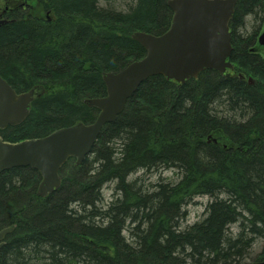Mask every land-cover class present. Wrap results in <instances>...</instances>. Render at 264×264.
I'll list each match as a JSON object with an SVG mask.
<instances>
[{
  "label": "trees",
  "instance_id": "obj_1",
  "mask_svg": "<svg viewBox=\"0 0 264 264\" xmlns=\"http://www.w3.org/2000/svg\"><path fill=\"white\" fill-rule=\"evenodd\" d=\"M4 1L0 75L17 93H36L28 118L0 130L12 143L93 123L99 111L86 101L106 96L104 74L146 55L133 35H161L173 18L169 0H129L127 10L100 0ZM263 26L264 0H239L230 23L235 73L207 70L185 84L149 78L84 161L65 163L52 194H38L42 178L29 167L2 173L0 231L15 230L0 264L264 261V246L253 256L264 240ZM161 170L177 181L134 177ZM203 197V217L186 224Z\"/></svg>",
  "mask_w": 264,
  "mask_h": 264
},
{
  "label": "water",
  "instance_id": "obj_2",
  "mask_svg": "<svg viewBox=\"0 0 264 264\" xmlns=\"http://www.w3.org/2000/svg\"><path fill=\"white\" fill-rule=\"evenodd\" d=\"M238 1L169 0L173 12L169 29L161 35L135 33L133 39L144 48L145 57L118 73H105L106 96L86 101L99 111L96 120L15 143L0 136V175L14 168L29 167L42 178L39 195L52 194L61 186L60 170L65 163L70 158L76 159L77 165L84 161L103 128L118 119L128 100L149 78L163 76L185 84L207 70L221 75L233 70L230 23ZM6 23L0 15V26ZM259 44L264 46V35L259 38ZM34 97L35 90L17 93L0 75V130L21 125L30 114ZM14 230L12 226L0 231V250ZM252 264H264V261Z\"/></svg>",
  "mask_w": 264,
  "mask_h": 264
},
{
  "label": "rangeland",
  "instance_id": "obj_3",
  "mask_svg": "<svg viewBox=\"0 0 264 264\" xmlns=\"http://www.w3.org/2000/svg\"><path fill=\"white\" fill-rule=\"evenodd\" d=\"M129 0H100V3L102 6H114L117 9H122V10H127V3H129ZM5 1L3 0L2 2V7H4ZM248 22L251 23L252 19H248ZM264 35V26L260 31V36ZM262 52H264V47L260 48ZM135 178H140L143 179L147 184L150 183H157L160 179L162 180H169V181H177L178 177L176 176L174 171H159L157 173H152V174H145L144 172L139 173L138 175L134 176ZM113 188H107L104 191V198L105 202L109 203L111 201V194ZM210 199L207 197L203 198H198L194 201V204H192L188 208V213H189V218H188V223L186 224H193L197 221H199L203 215H204V210L207 204L209 203ZM264 246V240H258L257 243L255 244V247L253 249V256H257L262 248Z\"/></svg>",
  "mask_w": 264,
  "mask_h": 264
},
{
  "label": "flooded vegetation",
  "instance_id": "obj_4",
  "mask_svg": "<svg viewBox=\"0 0 264 264\" xmlns=\"http://www.w3.org/2000/svg\"><path fill=\"white\" fill-rule=\"evenodd\" d=\"M4 7H2L1 5H0V15H2V16H4V9H3Z\"/></svg>",
  "mask_w": 264,
  "mask_h": 264
}]
</instances>
